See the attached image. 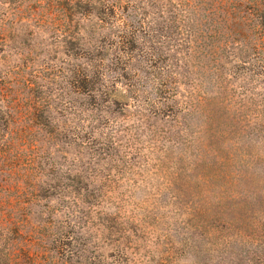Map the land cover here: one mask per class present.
I'll return each instance as SVG.
<instances>
[{
	"label": "trees",
	"instance_id": "16d2710c",
	"mask_svg": "<svg viewBox=\"0 0 264 264\" xmlns=\"http://www.w3.org/2000/svg\"><path fill=\"white\" fill-rule=\"evenodd\" d=\"M82 1L87 11L89 7L96 10L97 19L106 26L110 58L100 56L104 47L88 58H76L80 50L72 52L69 45L75 37L68 34L59 38L64 62L36 67L37 73L48 72L46 87H33L36 71L32 65H4L1 72L0 81H8V85L0 83V127L8 134L1 140L8 153L12 142L16 144L18 188L24 191L29 182L30 195L35 197L39 192L59 190L68 209V223H78L83 214L80 206L96 208L106 189L96 184L99 171L93 169L100 163L99 153L84 142L95 127L72 126L68 115H75L69 111L75 105L68 98L88 97L87 106L106 114L108 105L123 103L124 121L142 116L150 123L164 121L150 132L158 151L156 161H167V151L173 147L182 145L189 151H180L173 173L176 180L185 173L180 164L185 155L197 171L202 191L213 197L212 210L200 208L194 220L211 223L207 235L219 240L215 243L219 262L264 264V0H221L214 7L224 22L237 16L238 30H230L224 46L200 52L197 76L189 75L178 51L163 48L159 29H152L147 19L151 6L146 0ZM222 36L214 28L210 41ZM81 58L84 63L78 64ZM16 84L17 92L11 87ZM147 84L154 88L152 100L145 96ZM80 107L79 115L87 111L86 106ZM194 120L204 124V135L192 130ZM111 137L103 136L106 143L102 145L112 144ZM72 149L90 150L87 162L80 153L72 155ZM127 157L128 151L121 156L122 166L134 168L126 165ZM104 180L111 181L106 176ZM50 197L52 193L46 198ZM198 234L205 235L203 231Z\"/></svg>",
	"mask_w": 264,
	"mask_h": 264
},
{
	"label": "rangeland",
	"instance_id": "374dc122",
	"mask_svg": "<svg viewBox=\"0 0 264 264\" xmlns=\"http://www.w3.org/2000/svg\"><path fill=\"white\" fill-rule=\"evenodd\" d=\"M146 1L151 6L146 12L150 27L159 29L165 50L178 51L179 58L184 56L190 76H197V57L202 50L224 46L230 30H238L237 16L230 22L235 23L232 26L213 12L221 0ZM86 9L82 0H0V77L4 65H32L31 70L36 71L33 87H46L48 72L37 73L36 67L64 62L59 38L68 34L75 37L69 45L72 52L80 50L76 58L95 55L99 47L105 48L100 56L110 58L111 39L107 38L106 26L99 22L94 8ZM214 28L224 36L213 43L210 37ZM82 59L77 63H84ZM0 83L8 85V81ZM11 87L19 91V84ZM144 90L152 100L154 88L147 84ZM68 99L75 105L69 110L75 115H68L74 121L72 126L95 127V132L86 135L90 140L84 142L99 153L100 163L93 169L99 171L96 184L106 189L105 198L101 200L100 195L91 210L80 206L82 219L68 223V209L59 190L39 192L35 197L30 195L33 190L29 182L24 191L18 188L16 144L12 142L8 153L1 140L8 134L0 127V264H222L215 245L219 240L207 235L211 223L194 220L200 208L212 210L213 197L202 191V183L195 177L197 171L185 155L180 162L185 173L177 180L173 173L180 151H189L180 145L167 151L169 159L164 163L154 158L158 151L152 146L150 132L164 121L150 123L144 116V120L134 117L124 121L123 103L108 105L106 114L105 110L94 111L96 107L87 106L90 99L83 95H70ZM80 104L87 109L81 115L77 112L83 109ZM2 105L0 102V108ZM192 126L193 131L204 135L201 120H194ZM109 135L112 144L102 145L106 143L102 137ZM89 151L72 149L71 153L82 154L86 163ZM126 151L130 157L125 164L134 168L122 166L121 156ZM105 176L107 180L110 177L109 183ZM51 193L54 197L46 198ZM178 194L179 199H175ZM28 201L31 204H26ZM202 231L205 235L199 237Z\"/></svg>",
	"mask_w": 264,
	"mask_h": 264
}]
</instances>
